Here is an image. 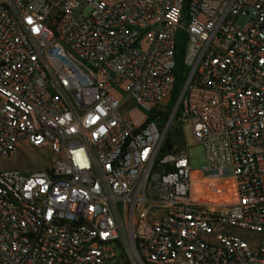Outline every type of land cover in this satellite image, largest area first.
Returning <instances> with one entry per match:
<instances>
[{
	"label": "built area",
	"instance_id": "obj_1",
	"mask_svg": "<svg viewBox=\"0 0 264 264\" xmlns=\"http://www.w3.org/2000/svg\"><path fill=\"white\" fill-rule=\"evenodd\" d=\"M184 122L199 174L162 152ZM21 151L45 167H0V264H264V0H0V164Z\"/></svg>",
	"mask_w": 264,
	"mask_h": 264
},
{
	"label": "rangeland",
	"instance_id": "obj_2",
	"mask_svg": "<svg viewBox=\"0 0 264 264\" xmlns=\"http://www.w3.org/2000/svg\"><path fill=\"white\" fill-rule=\"evenodd\" d=\"M81 9L77 10L76 12H80ZM84 15L89 14V8L85 7L82 9ZM237 24L242 25L244 23V18L241 16L237 19ZM184 38L182 35H179L178 42L180 47L183 46ZM181 134L174 135L172 140L177 143V147L183 149L187 152V155L190 160L191 168L197 174L204 166V148L203 146L196 142L193 138L191 129L187 122H184L181 126ZM45 159L41 158L39 155L34 154L33 151H21L15 154L11 158L1 160L0 167L3 170H11L15 169L22 173H29L34 170H38L41 167H45V163L43 162ZM221 201H223L220 198ZM115 264H133L126 254L122 251L117 256Z\"/></svg>",
	"mask_w": 264,
	"mask_h": 264
},
{
	"label": "trees",
	"instance_id": "obj_3",
	"mask_svg": "<svg viewBox=\"0 0 264 264\" xmlns=\"http://www.w3.org/2000/svg\"><path fill=\"white\" fill-rule=\"evenodd\" d=\"M183 52H184V47L183 46L178 47V50H177V66L175 69L176 73H177L176 86H175V89H174L173 93L171 94L170 100L168 102V106H167L168 111L172 108L173 104L175 103V101L178 97V94L181 90V87L185 81V74L187 72V67H185L182 63ZM164 115L166 118L168 117L167 111L164 112ZM181 132H182V130L180 127L172 128L168 132V134L164 140V143H163L162 152L174 151L175 148H177V143L174 140H172V137L174 135L179 136L181 134Z\"/></svg>",
	"mask_w": 264,
	"mask_h": 264
}]
</instances>
